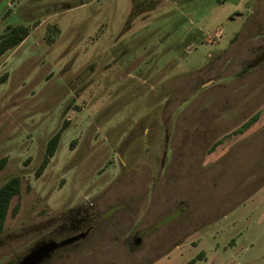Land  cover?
I'll list each match as a JSON object with an SVG mask.
<instances>
[{
	"label": "rangeland",
	"instance_id": "374dc122",
	"mask_svg": "<svg viewBox=\"0 0 264 264\" xmlns=\"http://www.w3.org/2000/svg\"><path fill=\"white\" fill-rule=\"evenodd\" d=\"M156 2L0 0V264L83 216L69 264H264V0Z\"/></svg>",
	"mask_w": 264,
	"mask_h": 264
},
{
	"label": "trees",
	"instance_id": "16d2710c",
	"mask_svg": "<svg viewBox=\"0 0 264 264\" xmlns=\"http://www.w3.org/2000/svg\"><path fill=\"white\" fill-rule=\"evenodd\" d=\"M157 6L156 0H133V7L128 17V23L133 22L141 14L153 10ZM30 35V28L24 24L10 26L9 29L0 37V58L7 52L17 48ZM260 118V113L257 112L247 119L233 133L243 134L250 129ZM66 126H62L48 141L46 152L38 169L37 176H40L49 166L52 158L55 156ZM223 139L218 140L211 150H215L222 143ZM6 159L0 161V170L4 167ZM22 180L19 176H13L0 186V236L3 235L6 227L8 215L10 213L12 200L15 196L21 193ZM197 261V257L188 262L193 264Z\"/></svg>",
	"mask_w": 264,
	"mask_h": 264
},
{
	"label": "flooded vegetation",
	"instance_id": "af4514ba",
	"mask_svg": "<svg viewBox=\"0 0 264 264\" xmlns=\"http://www.w3.org/2000/svg\"><path fill=\"white\" fill-rule=\"evenodd\" d=\"M87 216H83L81 218H72L70 219V222L68 223V228L71 229V231L67 233H62L61 235H57V233L60 232L61 228L65 227L64 225H61V228H58L52 236H49L47 238L43 237L36 246H34L33 249L36 247L43 245L45 243H51L56 242L59 245H57L52 251H50L39 264H69L71 260V253L74 251V244L81 239H87L91 235L93 226L89 225L87 222ZM79 236L77 239L73 241H69L71 238ZM140 237H137L136 235L132 239L133 246L132 248H135L137 243L140 241ZM73 250V251H72ZM30 251V252H31Z\"/></svg>",
	"mask_w": 264,
	"mask_h": 264
},
{
	"label": "water",
	"instance_id": "95a60500",
	"mask_svg": "<svg viewBox=\"0 0 264 264\" xmlns=\"http://www.w3.org/2000/svg\"><path fill=\"white\" fill-rule=\"evenodd\" d=\"M79 236L71 238L69 241L77 239ZM57 245L56 242L45 243L33 249L20 264H39L41 260L52 251Z\"/></svg>",
	"mask_w": 264,
	"mask_h": 264
}]
</instances>
